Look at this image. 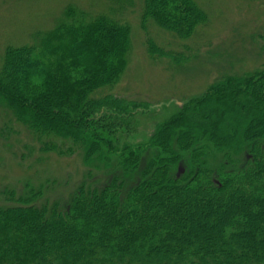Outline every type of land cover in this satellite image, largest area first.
I'll return each instance as SVG.
<instances>
[{
	"label": "trees",
	"instance_id": "16d2710c",
	"mask_svg": "<svg viewBox=\"0 0 264 264\" xmlns=\"http://www.w3.org/2000/svg\"><path fill=\"white\" fill-rule=\"evenodd\" d=\"M108 1L96 15L69 4L53 29L3 55L0 106L39 151L82 154L118 173L86 180L67 201H41L44 189L31 184L2 192L0 264H264V69L219 78L145 144H121L151 105L115 93L133 51L132 24L118 14L134 0ZM208 21L196 0H144L145 31L152 23L188 41ZM148 36L151 57L191 61L188 45L175 53ZM243 150L239 168L208 166L210 152L229 160ZM184 156L192 169L181 174Z\"/></svg>",
	"mask_w": 264,
	"mask_h": 264
},
{
	"label": "rangeland",
	"instance_id": "374dc122",
	"mask_svg": "<svg viewBox=\"0 0 264 264\" xmlns=\"http://www.w3.org/2000/svg\"><path fill=\"white\" fill-rule=\"evenodd\" d=\"M196 1L208 14L209 21L188 41L152 23L147 31L142 29L144 0H134L124 16L118 14L132 24L133 51L115 93L151 105V109L135 113L130 133L127 130L119 133L121 144H145L158 125L177 113L183 102L202 96L219 78L264 69V0ZM69 4L93 15L111 8L108 0H0V66L8 46L32 43L37 32L53 29ZM148 34L158 46L175 53H187L189 50L182 45H188L193 54L191 61L176 63L164 57H151L146 46ZM2 108L0 106V127L3 130L8 124L11 130L8 137L7 132L0 136V195L7 189L24 193L31 184L36 189H44L41 201L60 198L67 201L86 180L102 185L118 173V169L106 170L100 163L88 165L82 154L61 157L41 153L25 128L11 122ZM151 157L152 150H149L142 164ZM248 158L244 150L229 160L213 151L208 166L219 172L239 168L248 163ZM191 169L189 157L184 156L177 171L185 174ZM140 178L134 175L129 185Z\"/></svg>",
	"mask_w": 264,
	"mask_h": 264
}]
</instances>
